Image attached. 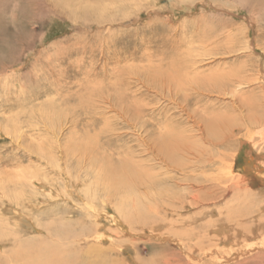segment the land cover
<instances>
[{
	"label": "rangeland",
	"instance_id": "374dc122",
	"mask_svg": "<svg viewBox=\"0 0 264 264\" xmlns=\"http://www.w3.org/2000/svg\"><path fill=\"white\" fill-rule=\"evenodd\" d=\"M169 66H193L212 86L243 82L249 99L223 127L239 124L231 144L219 128L213 146L200 140L199 178L210 189L197 199L184 185L189 175L175 186L143 146L152 116L192 124L177 102L194 82L182 74L185 87L170 84L168 94ZM263 84L264 0H0V241L11 251L68 249L56 232L69 229L85 250L103 248L91 252L101 264H264ZM220 96L180 104L192 114L206 104L232 110V94ZM77 135L81 155L67 151ZM131 148L152 162L142 163L141 176L138 163H116L123 174L105 178L115 165L108 156L123 159ZM220 151L230 154L226 165L217 164ZM214 174L217 182L208 179ZM11 193L23 198L35 230L2 209L15 208ZM234 228L247 231L237 237Z\"/></svg>",
	"mask_w": 264,
	"mask_h": 264
},
{
	"label": "bare ground",
	"instance_id": "6f19581e",
	"mask_svg": "<svg viewBox=\"0 0 264 264\" xmlns=\"http://www.w3.org/2000/svg\"><path fill=\"white\" fill-rule=\"evenodd\" d=\"M80 1H85V0H80ZM156 70L158 71V69H156ZM162 72L164 73V71H162ZM115 73L116 72H114V74ZM182 74L184 75V77L186 79H191L194 82L193 84H189L186 88H184V89L188 90L189 92H187V94H184V96L182 95V97L180 95V97L182 98L183 101H186V100L189 101L190 99L195 97L196 101L198 102V101L203 100V99L201 100L202 97H205V96L208 97L211 94H214V95L216 94L217 96H220L221 94L227 95L228 93L232 94L231 97L233 98L232 100H234L233 101L234 104H232L233 106H229L232 110L228 109V111H226V107H224L223 110L221 108H219V109H216L215 107L213 108V106L210 107L211 104L207 105L206 104L207 100H204L205 104H206L205 105L206 108L203 107L204 108L203 111L200 110L202 113L201 112H199V113L195 112V114H192L191 112L188 111L189 107L184 106V104L183 105L180 104L181 101L177 102L178 111L182 112L184 114H187V117L191 121L190 123H192L190 126H184L183 128H180L178 126V125H181V122H179V120H177V118L174 116L168 117L166 119H161V120L160 119L155 120L156 118L152 116L151 119L149 120L150 121L149 124L152 125V130L150 133L151 135L149 136L150 145L145 142V143H143V146L146 149H148L147 151L153 157V159L157 160L160 163L159 165L164 166L170 172H173V174L171 176H169V179L171 180L172 184H174L175 186L177 185L178 187H180V184H182L181 181H184L187 179V178H185V175H189V177H191V178L189 179V177H188V184L184 183V185H186L187 186L186 189L192 195H194L193 198L197 199L198 193H200L203 188L210 189L209 187L207 188L205 185H201V179L199 178V174H201V172H199L197 164H201L199 162L202 159V156L204 157L203 159L206 158L204 156L205 150L203 149V146L202 147L200 146V140L204 141V142L207 141V142H209L210 145L213 146V143L209 139V136H213L214 130L216 128H219L223 132V133L221 132L222 142L224 143V141L226 139V143L224 145L228 146L229 143L231 144V141L233 140L232 137H235V135H233V134H237V132H238L237 130H236L237 131L236 132L235 129L236 128L239 129L238 128L239 124L236 123L233 126H231L229 129L226 128V130H228V132H225L226 130H224L223 127L225 126V123L228 121V119L231 118V116H229V115H232V113H234L232 111H239L240 112L241 103L249 104L247 102L249 99L246 100V96L244 95V92H242L238 88V86H240L241 83H243V82L236 81L235 83H232V85H231V83H224L223 81H219L217 83V85L212 86L213 82L207 81V83H208L207 84L204 81V79H207V78H203V83H200L199 82V81H201L199 79L200 78L199 77L200 71H196L193 66L190 68V70H188V71L184 70L183 72H181L180 67L179 68L175 67V66L171 67V68H170V66H169V68L167 67L165 74L162 77L168 81V89H167L168 94H171L170 93L172 91L170 89L171 85H177L178 87H185L184 84H182V85L179 84L180 82L182 83V81H181L182 80L181 79ZM116 76H117V74H116ZM118 82L120 83V81H118ZM175 90H177V89H175ZM190 90H192V92H190ZM248 96H250V95H248ZM123 98H125V97H123ZM169 100H171V97ZM190 104H192V103H190ZM138 109H140V108H138ZM193 113H194V110H193ZM71 116H72L71 122L73 123V129H74V128H76L75 127L76 126V122H75L76 119H75V115H71ZM156 117H158V115ZM173 121H175V123ZM251 122H253L254 124H260V125L262 124V121L259 119L257 114L256 115L254 114ZM248 130H250V129H248ZM84 131H86V130L84 129ZM81 133H83V132L81 131ZM98 133H95L94 136L91 137L92 142L93 141L98 142V138H99ZM196 136H197V138H196ZM89 140H91V139L89 138ZM82 141H83V136L78 138V135H77L76 137H74L73 140H71V143H69V145L67 146V149H68L67 151H71V152H75V153L78 152L80 154L81 150L82 149L84 150L83 145H82ZM84 143L86 144V142H84ZM101 151H102V149H101ZM132 151H133L132 148H131L130 152L128 151L129 153H127L124 150V152H126L127 157H124L123 159H118V160L116 159L115 160V159H113V157L111 158L110 156H108L110 159L107 158V160H108L107 163H115V165H114V168L107 169V171L105 172V178L106 177L107 178H112V177L114 178V177H117L119 175L121 176L123 174L122 169H119L117 167L116 163H138L137 166L140 169H138L137 171H133V173L134 174L138 173L137 175L140 177L141 176V165H142V163H152V162H151L150 158H149V161L137 159L135 157L136 155L133 154ZM102 152H104V151H102ZM180 156L183 159H180ZM229 157H230L229 153H227L225 151L224 152L220 151L219 163H217V164L226 165V163H224V159L229 158ZM205 164L210 166L211 163H205ZM127 170H130L132 172L131 168L130 169L128 168ZM150 171H151V169H150ZM124 172H125V170H124ZM144 173H146V172H144ZM178 174L180 175L179 177L176 176ZM103 176H104V174H102V177ZM152 177H153V175H152ZM212 177H214V179L217 182L218 177H216L215 174L213 176H209L208 179H211ZM261 178L263 180L261 183H262L263 188H264V174H262ZM2 182H3L2 184H4L5 181H2ZM228 182L231 183L232 179L229 178V179L224 181L225 187L229 186ZM220 183H222V182H219L217 184H220ZM45 186H46L45 184H42V188L46 190ZM50 191H52V190H50ZM8 199L13 200V204L15 205V208L8 207V206L6 207L7 204H5V206H3L2 209L9 211L10 213L13 214V216H16V217L11 216L13 218V220L19 221L20 223L24 222V223H26L25 226L28 225L31 229L35 230L36 228L32 224V222H30L29 216L27 214L23 213L24 211H22L24 203H23V198H21V195L19 193H17V194L11 193L10 197H8ZM211 211H212V213L214 212V210H210V212ZM262 211H264V206L262 207ZM229 212L227 215H225V217L227 219L229 218V220H226L225 218H223L219 222V224L222 223L220 226L223 227L224 229H228L227 226H230V223L232 222L231 217H230L231 212L230 213ZM121 213L123 215H126L125 210H124V212L121 211ZM6 217H8V216H6ZM236 225H238V224L236 223ZM235 228L233 229V231L230 230L231 228L229 230L232 232L233 235H235L237 237L239 234H243L244 232L247 231V230H245V228H243V230H241V229L237 230L236 229V232H235ZM68 230L69 229H67L63 232H56V235L60 241H62V240L69 241L70 246L68 249H62L58 245L42 244V245H30V246L23 245L24 248L16 250V251H11V250H9V249L7 250V248H5L6 247V245H5L6 241H4V242L0 241V246L3 247V249L1 250V253H0L1 254L0 264H6V263L7 264L8 263H10V264H101L98 262V259H95V258L93 259L91 257V252H94L97 255V253L102 251L103 248H101L98 245V246H96L97 248H92V250H91V246L87 247V249L85 250L84 246L79 245V240L75 239L77 237L72 232H70V231L66 232ZM71 237H73L74 239H70ZM229 238L231 239L232 237L228 236L227 239H229ZM2 252H5V253L3 254ZM254 260H255V258L250 259V261L252 263H256V261H254Z\"/></svg>",
	"mask_w": 264,
	"mask_h": 264
}]
</instances>
